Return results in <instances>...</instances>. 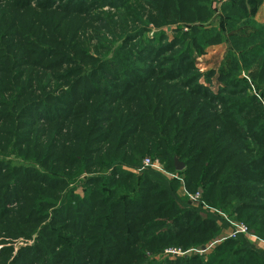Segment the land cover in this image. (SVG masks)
I'll use <instances>...</instances> for the list:
<instances>
[{
	"label": "trees",
	"instance_id": "obj_1",
	"mask_svg": "<svg viewBox=\"0 0 264 264\" xmlns=\"http://www.w3.org/2000/svg\"><path fill=\"white\" fill-rule=\"evenodd\" d=\"M263 5L0 0V264H264Z\"/></svg>",
	"mask_w": 264,
	"mask_h": 264
},
{
	"label": "rangeland",
	"instance_id": "obj_2",
	"mask_svg": "<svg viewBox=\"0 0 264 264\" xmlns=\"http://www.w3.org/2000/svg\"><path fill=\"white\" fill-rule=\"evenodd\" d=\"M215 3H216L215 4V7L218 8L217 2H215ZM219 14H220V12L217 9L216 17H215V19L213 21V25H218V26L220 25V17H219ZM169 36L170 37L173 36L172 32H169ZM228 50H229V44H228V42H225V43H223L221 45H218V46H214V47L209 48L207 50L208 52H207V54L205 56L199 57L196 60V62L198 64V67L200 68V71L201 72H206V71H209L211 69H216L217 71H221L223 69H227L228 62H229L228 56H227ZM241 77L247 78L248 77V72H246L245 70L242 71ZM212 88L214 90L217 89V82L215 80L213 81V87ZM78 191H81V190L79 189ZM182 191H183V189L181 190V193H182ZM234 223H239V222H234ZM231 228L223 231L224 234H226V235L229 234L228 232L231 230ZM222 238H224L223 235H221L220 237H218L216 240L210 241L208 244L205 245L207 249L204 252H201V253H198V254H204V255L209 254V252L214 248L215 245H217L218 243H220L221 241H223ZM250 239H251V241L255 242V244L258 247H261V248L264 249V242H259L254 237H250ZM32 244H33L32 241H26L24 239H20V240L16 241V243L14 244V246H15L16 250H18V248L21 247V246L32 245ZM0 249H1V246H0ZM170 249L171 250L179 251L181 253V255H185V254L191 255L193 253L196 254L195 251L197 250V249H193V250H189L187 252H183L181 249H176V248H170ZM168 255H171V254H166V251H165V254H163L161 256L159 255V256L155 257V259L163 260Z\"/></svg>",
	"mask_w": 264,
	"mask_h": 264
},
{
	"label": "built area",
	"instance_id": "obj_3",
	"mask_svg": "<svg viewBox=\"0 0 264 264\" xmlns=\"http://www.w3.org/2000/svg\"><path fill=\"white\" fill-rule=\"evenodd\" d=\"M143 164H144L145 167H151L154 170H156V171H158L160 173H163L168 178H176L177 177L175 175H171V174L166 173L165 170L162 168L161 164L159 163V161H152L151 159L146 158L144 160ZM182 189H183L182 194L189 196V198L193 202H197L201 198V193L200 192H197L194 195H191V194L189 195L187 193L185 187H182ZM223 216L226 217L225 215H223ZM231 227H232L231 230L228 232L229 234L223 235L224 238H222V240L226 239L227 237H235L237 234H240V233L247 235L249 238L250 237H254V236L250 235L249 230H248V228H247V226L245 224H242V223L240 224V223H234V222H232V226ZM166 254L181 255V253L179 251L171 250V249L166 250Z\"/></svg>",
	"mask_w": 264,
	"mask_h": 264
},
{
	"label": "water",
	"instance_id": "obj_4",
	"mask_svg": "<svg viewBox=\"0 0 264 264\" xmlns=\"http://www.w3.org/2000/svg\"><path fill=\"white\" fill-rule=\"evenodd\" d=\"M175 166L177 171H182L185 168L184 163L179 162L178 159L175 160ZM206 246L199 247L195 252L196 254L204 252L206 250Z\"/></svg>",
	"mask_w": 264,
	"mask_h": 264
},
{
	"label": "crops",
	"instance_id": "obj_5",
	"mask_svg": "<svg viewBox=\"0 0 264 264\" xmlns=\"http://www.w3.org/2000/svg\"><path fill=\"white\" fill-rule=\"evenodd\" d=\"M260 20H259V19ZM257 20L259 21V22H264V5L262 6V8L260 9V11H259V13H258V15H257ZM80 193L82 192V191H79ZM180 192H181V190H180Z\"/></svg>",
	"mask_w": 264,
	"mask_h": 264
}]
</instances>
